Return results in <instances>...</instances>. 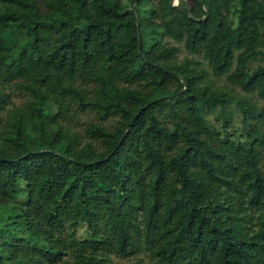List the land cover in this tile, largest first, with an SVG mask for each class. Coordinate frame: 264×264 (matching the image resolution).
<instances>
[{
	"label": "trees",
	"instance_id": "trees-1",
	"mask_svg": "<svg viewBox=\"0 0 264 264\" xmlns=\"http://www.w3.org/2000/svg\"><path fill=\"white\" fill-rule=\"evenodd\" d=\"M128 4L0 0V264H264V0Z\"/></svg>",
	"mask_w": 264,
	"mask_h": 264
},
{
	"label": "rangeland",
	"instance_id": "rangeland-1",
	"mask_svg": "<svg viewBox=\"0 0 264 264\" xmlns=\"http://www.w3.org/2000/svg\"><path fill=\"white\" fill-rule=\"evenodd\" d=\"M121 1L125 4L129 3L128 0H121ZM174 2L182 8H186L189 5L190 0H174ZM228 13H226V14H227V18L229 20L232 17L230 15V13L229 14ZM170 42L173 43L172 40ZM184 55L190 56V54L186 53L180 47V44H179V50L176 53L175 57H176V59H180ZM192 58L200 59L196 55H193ZM201 67L205 70V73L201 78V82L203 84H207L209 86V88L219 90V91H225L229 95H231L233 98H242V99L246 100L247 102H249L251 105L256 106V107L264 105V99L258 98L254 93L242 92L235 85L229 83L227 81V79L225 78L224 74L219 75V76L212 75L210 68L206 65L205 62L202 61ZM12 99L16 102L18 98L15 95H13ZM227 108L230 111V122H229V125L227 126L226 132L230 133L231 135H238L241 131L240 122H239V119H240L239 111L237 110V108L233 104L232 105L229 104L227 106ZM207 118L210 122H212V124L216 128L219 129L218 120L214 119L213 115H208ZM262 124L260 126V129L262 130V132L264 134V124L263 125ZM123 260H124V258L119 259V262H122Z\"/></svg>",
	"mask_w": 264,
	"mask_h": 264
},
{
	"label": "water",
	"instance_id": "water-1",
	"mask_svg": "<svg viewBox=\"0 0 264 264\" xmlns=\"http://www.w3.org/2000/svg\"><path fill=\"white\" fill-rule=\"evenodd\" d=\"M133 1H134V0H129V4H128V6H129V9H130V10H132ZM201 3H202V0H199V5H200V6H201ZM167 6H169V7H171V8H174V9H176V10H178V11H181V12H183V13H187L186 10H184L182 7L178 6L173 0H167ZM204 16H205V14L202 15L199 19H203ZM183 88H184V86H183ZM176 92H178V91H176ZM176 92H169V93H166L164 96H170V95H173V94L176 93ZM158 98H160V97L153 98V99L150 100V101H155V100L158 99ZM137 111H138V110H137ZM137 111L134 113V115L137 113ZM129 122H130V121H129Z\"/></svg>",
	"mask_w": 264,
	"mask_h": 264
},
{
	"label": "bare ground",
	"instance_id": "bare-ground-1",
	"mask_svg": "<svg viewBox=\"0 0 264 264\" xmlns=\"http://www.w3.org/2000/svg\"><path fill=\"white\" fill-rule=\"evenodd\" d=\"M174 1V0H173Z\"/></svg>",
	"mask_w": 264,
	"mask_h": 264
}]
</instances>
